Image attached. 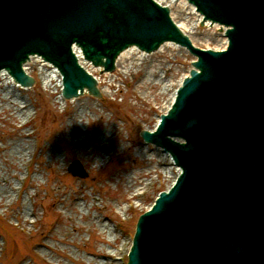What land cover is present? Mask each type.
Segmentation results:
<instances>
[{
	"label": "water",
	"instance_id": "1",
	"mask_svg": "<svg viewBox=\"0 0 264 264\" xmlns=\"http://www.w3.org/2000/svg\"><path fill=\"white\" fill-rule=\"evenodd\" d=\"M225 25L227 46L201 48L156 0H0V69L22 85L31 55L62 74V95H100L85 60L112 70L131 46L173 41L196 56L146 141L180 167L142 212L127 264H264V0H187ZM212 47V46H211ZM85 176L79 160L69 165Z\"/></svg>",
	"mask_w": 264,
	"mask_h": 264
},
{
	"label": "rangeland",
	"instance_id": "2",
	"mask_svg": "<svg viewBox=\"0 0 264 264\" xmlns=\"http://www.w3.org/2000/svg\"><path fill=\"white\" fill-rule=\"evenodd\" d=\"M162 2L193 43L225 45L224 27L201 23L188 2ZM124 55L113 70L86 65L98 78L99 96L85 91L61 99L57 80L47 82L53 68L39 59L28 61L29 86L1 75L9 98L26 111L0 101V174L11 185L0 196V264H125L138 214L178 172L139 131L153 128L167 109L193 55L171 43ZM23 138L28 151L21 160L12 144ZM73 159L87 175L68 170Z\"/></svg>",
	"mask_w": 264,
	"mask_h": 264
},
{
	"label": "bare ground",
	"instance_id": "3",
	"mask_svg": "<svg viewBox=\"0 0 264 264\" xmlns=\"http://www.w3.org/2000/svg\"><path fill=\"white\" fill-rule=\"evenodd\" d=\"M159 2H161L162 0H158ZM169 1H183V0H169ZM192 7V9H193V11H195V9L193 8V6H191ZM196 13V12H195ZM198 14V13H197ZM201 15L202 14H198L197 16V18H200L201 17ZM206 23H209V22H207V21H205ZM179 24V23H178ZM215 24H218V23H215ZM186 24L184 23V22H182L181 24H179V26L185 31V28H186V26H185ZM221 25V24H220ZM178 26V27H179ZM221 26H223L224 27V25H221ZM225 28V27H224ZM226 42H227V38L226 39H224V43L226 44ZM167 43H171L172 45H177V44H175V43H173V42H167ZM178 46V45H177ZM225 45H223V47H224ZM133 49H136L134 46H132V47H130V48H128V49H126V50H124V51H122L121 52V54H120V56H119V59L121 58V57H123V56H125L124 54H128L129 53V51H131V50H133ZM76 51H78V50H76ZM30 59H39V57L38 56H30V58L25 62V63H23L22 64V68H23V70L26 72V73H31L33 70L32 69H30L29 70V67H28V61L30 60ZM42 62H44V61H42ZM80 63H84V65H86V62H83V60H81V61H79ZM42 64H46V61L44 62V63H42ZM48 64V63H47ZM31 68H33V65L31 66ZM45 69V70H44ZM45 71H46V68H41V71H40V73H43V75L45 74ZM4 74V77H6V78H8L9 80H13V78H12V76L8 73V72H6L5 70H1L0 71V91L2 90H4V94L1 96V102H3V103H6V104H9V106L10 107H12V109L14 110V111H16L18 114L19 113H24V110L26 111V109H21V108H24L25 107V105H20V106H18V105H16V98H14V97H12L11 99L9 98L10 96H12V92L10 91V90H7L8 89V87H7V85L6 84H4V79L3 78H1V75H3ZM97 78V77H96ZM55 79L57 80V84L59 85V86H61V79H60V73H59V71L58 70H56V69H54L53 70V74H50V75H48V78H47V82H50V83H52L53 82V80L55 81ZM97 82H99L98 81V78H97ZM16 84H18V82H15ZM18 86H21L20 84H18ZM172 97H173V95H172ZM2 103V107H3V105H5V104H3ZM26 108V107H25ZM26 136H29V133L28 132H26V131H24V133H23V137H26ZM28 141H27V139L26 138H23V141H19V139H15V141H13V144H12V152H13V154L14 155H17V156H19V157H21V160H24L25 159V155H26V151H28ZM22 153H24V154H22ZM175 168L176 169H178L176 166H175ZM5 178V180H6V182L3 184V183H1V181L3 180ZM8 179L3 175V174H0V196L2 197V196H6V195H8L9 194V190L7 189V187L11 190V185H10V183H9V181H7ZM7 189V190H6ZM25 215V214H24ZM114 240H115V238H114Z\"/></svg>",
	"mask_w": 264,
	"mask_h": 264
}]
</instances>
